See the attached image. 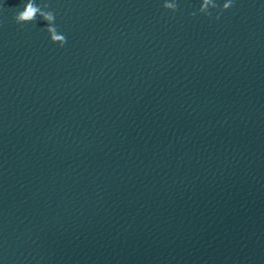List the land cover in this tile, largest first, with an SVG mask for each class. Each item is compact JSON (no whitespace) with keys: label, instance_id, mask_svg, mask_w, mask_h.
<instances>
[{"label":"water","instance_id":"1","mask_svg":"<svg viewBox=\"0 0 264 264\" xmlns=\"http://www.w3.org/2000/svg\"><path fill=\"white\" fill-rule=\"evenodd\" d=\"M27 2L0 0V264H264V0Z\"/></svg>","mask_w":264,"mask_h":264},{"label":"clouds","instance_id":"2","mask_svg":"<svg viewBox=\"0 0 264 264\" xmlns=\"http://www.w3.org/2000/svg\"><path fill=\"white\" fill-rule=\"evenodd\" d=\"M44 6L48 7L47 4H45ZM166 7L177 9L178 5H166ZM222 7L224 9H228L229 7H231V0L230 4H223ZM38 13L46 21L52 22L55 19V15L53 12H43L41 11L40 7L34 3V0H28L26 5L24 6V9L16 15L15 20L18 24L33 22L36 19ZM193 15H195V13H193ZM216 18L218 19L219 17L217 16ZM48 31L54 32L55 30L50 27ZM54 39L62 40L63 37L54 36ZM61 47H63V45H61Z\"/></svg>","mask_w":264,"mask_h":264}]
</instances>
